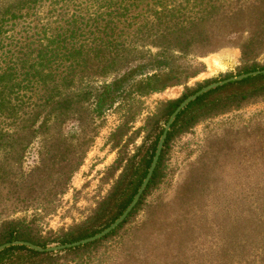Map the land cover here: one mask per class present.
I'll use <instances>...</instances> for the list:
<instances>
[{
    "label": "trees",
    "instance_id": "trees-1",
    "mask_svg": "<svg viewBox=\"0 0 264 264\" xmlns=\"http://www.w3.org/2000/svg\"><path fill=\"white\" fill-rule=\"evenodd\" d=\"M226 47L251 61L242 74L264 70L255 63L264 53V0H0V245H63L113 223L145 178L169 116L203 87L165 104L162 125L115 166L118 177L90 212L88 226L50 238L39 225L57 211L108 112L126 108L132 116L140 99L187 82L202 72L199 59ZM127 97L131 103L124 105ZM259 98L264 75L188 104L171 124L136 205L105 237L56 253L11 246L0 252V264H46L117 235L140 206L150 205L175 136ZM67 124L72 128L64 134ZM125 125L110 133L112 149L121 144ZM218 182L183 180L172 200L158 204L163 215L145 218L141 239L134 231L128 243L111 246L117 254L107 264H264V180L254 183L253 195L233 196V207ZM28 211L29 220L14 217Z\"/></svg>",
    "mask_w": 264,
    "mask_h": 264
},
{
    "label": "rangeland",
    "instance_id": "rangeland-1",
    "mask_svg": "<svg viewBox=\"0 0 264 264\" xmlns=\"http://www.w3.org/2000/svg\"><path fill=\"white\" fill-rule=\"evenodd\" d=\"M198 61L203 65L202 72L181 85L140 99L132 116L126 108L112 109L98 122L101 127L97 137L81 167L72 176L69 190L61 196L57 211L39 221L43 237H62L69 227L88 226L86 221L90 212L118 177L119 172L114 173L115 166L121 161L124 165L135 149L162 125V110L167 102L181 99L197 88L242 75L251 62L242 61L236 47L220 49ZM255 63L258 67L264 66V53L255 59ZM130 103L131 99L127 97L124 105ZM122 123L126 124L122 142L112 149L108 137ZM71 128L67 124L62 132L67 134ZM169 145L163 156L162 182L151 192L150 205L140 206L117 235L91 249L60 256L46 264H107L108 259L117 254L111 251V246L117 241L128 243L134 231H138L135 239H141L147 231L142 224L145 218L153 212L163 215L162 209H157L158 204L172 200L185 179L200 176L223 183L220 190L222 188L229 199L228 207L234 206L233 196L253 195L254 183L258 179L264 180V98L251 100L237 109L200 122L175 136ZM200 165L205 167L203 172L199 170ZM32 214L28 211L14 217L29 220Z\"/></svg>",
    "mask_w": 264,
    "mask_h": 264
},
{
    "label": "water",
    "instance_id": "water-1",
    "mask_svg": "<svg viewBox=\"0 0 264 264\" xmlns=\"http://www.w3.org/2000/svg\"><path fill=\"white\" fill-rule=\"evenodd\" d=\"M258 75H264V70H260V71H254V72H249L246 74H242L239 76H235V77H231L219 82H215L212 84H209L203 88H201L200 90H198L197 92H195L194 94H192L191 96H188L187 98H185L177 107L176 109L172 112V114L169 116L167 122L165 123L164 127H163V131L161 133V136L158 140L157 146H156V150L154 153V156L152 158L151 164L147 170L146 176L143 179L140 187L138 188L136 194L134 195L133 199L131 200V202L129 203V205L126 207V209L122 212V214L113 222L111 223L108 227H106L105 229H103L101 232L88 237L86 239L83 240H79L77 242H73V243H68V244H64V245H58V246H53V247H46V248H41V247H37L34 246L30 243H25V242H11V243H5L3 245H0V252L3 251L4 249H7L11 246H25L27 248H29L32 251L38 252V253H56V252H60L62 250L65 249H70V248H74V247H78V246H83L86 245L88 243H92L94 241H97L103 237H105L107 234H109L111 231H113L118 225H120L124 219L127 217V215L131 212V210L134 208V206L136 205L137 201L139 200L141 194L143 193L147 183L149 182V179L151 178V175L155 169L156 163L158 161L160 152L162 150L163 144H164V140L166 138V135L170 129L171 124L173 123L174 119L176 118V116L183 110L185 109V107L190 104L191 102H193L194 100H196L197 98H199L201 95L209 92L210 90L216 89L218 87H221L223 85H226L228 83L231 82H239L243 79L249 78V77H255Z\"/></svg>",
    "mask_w": 264,
    "mask_h": 264
}]
</instances>
